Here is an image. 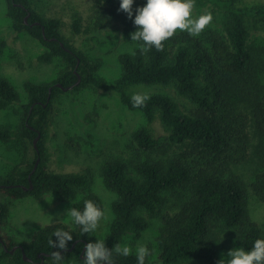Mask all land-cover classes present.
I'll return each instance as SVG.
<instances>
[{"label":"trees","instance_id":"16d2710c","mask_svg":"<svg viewBox=\"0 0 264 264\" xmlns=\"http://www.w3.org/2000/svg\"><path fill=\"white\" fill-rule=\"evenodd\" d=\"M4 1L11 29L27 32L43 46L36 61L47 64L58 58L64 68L50 82L25 81L27 102L22 105L19 126H0L1 143L19 141L24 149L21 161L0 176V198L40 200L54 194L59 200L71 201L83 193L70 207L83 208L84 200L90 199L102 208L99 197L87 192L91 182L88 171H49L44 145L52 104L63 92L56 84L73 86L72 90L91 86L115 93L123 106L145 118V124L130 133L132 154L128 158L109 156L100 165L103 186L115 194L113 219L104 238L107 248L127 234L139 238L152 217L161 222L155 238L161 264H217L227 243L234 242L247 251L255 239L264 238V229L249 216L244 182L232 172L248 156V128L252 125L263 143L250 188L264 203V38L256 44L250 36L252 30L264 34V5L235 7L239 0H204L222 13L220 29L208 27L195 36L177 30L161 50L142 52L138 42H133L131 52L118 56L119 77L108 83L96 77L100 61L89 60L63 37L58 18L41 16L31 0ZM35 21L40 24L31 25ZM110 23L122 24L129 37L135 30L132 19L119 10V0H95L88 16L74 15L70 27L74 34L87 35ZM4 47L1 41L0 59ZM75 72L80 77L77 85ZM156 84L172 87L179 99L153 93L142 106L133 105L130 88ZM19 103V93L0 76V111ZM156 118L167 132L161 140L150 129ZM37 132L41 135L38 151L32 145ZM28 145L33 158L27 154ZM6 218L7 207L0 201V229ZM57 229L72 233L67 249L75 242L71 251L62 250L59 264H83L84 243L95 240L92 232L81 233L73 222L42 226L21 244L0 230L7 248L0 242V264H56L48 241L55 239L52 234ZM15 245L22 246L31 262L24 261L19 248L9 253ZM115 264H136L135 255L115 256ZM145 264H151L148 256Z\"/></svg>","mask_w":264,"mask_h":264},{"label":"rangeland","instance_id":"374dc122","mask_svg":"<svg viewBox=\"0 0 264 264\" xmlns=\"http://www.w3.org/2000/svg\"><path fill=\"white\" fill-rule=\"evenodd\" d=\"M95 0H31L34 10L45 18H58L62 22L61 34L68 39L76 49L81 51L91 61L99 60L100 67L96 77L104 82L112 83L120 75L119 54L131 52L133 42L120 23H110L105 28L91 34H74L70 24L74 15L86 18ZM144 0H134L133 9L142 6ZM264 5V0H239L235 7H250ZM7 5L0 0V42L5 47L0 59V76L7 78L20 96V103L0 111V126L16 129L21 122L22 105L27 102L23 83L50 82L64 68L58 58L44 64L36 61L44 48L31 38L27 32L16 33L11 29V20L6 15ZM211 12L213 19L205 28H221L222 13L215 11L213 6L204 0H194L192 16L197 17ZM133 14H135L133 12ZM204 28V29H205ZM251 40L258 44L264 34L260 30L251 31ZM129 93L149 95L166 93L175 99L172 87L159 85H138L129 89ZM181 101V100H180ZM182 102V101H181ZM48 119L44 145L47 148L48 170L64 174L87 170L91 178L87 192L94 193L102 203L106 218L102 219L98 228L92 232V239H104L113 219L112 202L115 194L106 190L99 174L101 163L109 156L128 158L132 153L130 133L145 124V118L139 111H131L123 106L115 93L96 90L88 87L80 90H66L58 94L52 104ZM151 133L161 140L167 132L159 119L150 124ZM250 148L246 160L233 167L232 172L244 182L246 189V207L253 222L264 229V203L259 201L251 191L250 183L258 162V148L263 139L256 133L252 125L248 128ZM71 144V147L68 146ZM76 149V150H75ZM23 147L19 141L0 142V176L6 175L11 168L21 161ZM27 154L33 158V149L28 145ZM83 193L71 201H62L54 194H46L42 199L31 197L21 200L0 198L7 207V218L1 227V234H6L16 244L29 241L32 234L42 226L54 223L71 225V218L66 210L71 203L80 199ZM160 219L153 218L150 225L140 237L134 239L131 234L123 237L120 244H127L133 249L138 242L145 243L150 249L148 260L151 264H161L157 260L155 238L158 234ZM241 248L234 242L227 243L219 254V259L228 250ZM131 255H135L134 252ZM6 264V263H2ZM63 264H76L66 262Z\"/></svg>","mask_w":264,"mask_h":264},{"label":"clouds","instance_id":"9594fccd","mask_svg":"<svg viewBox=\"0 0 264 264\" xmlns=\"http://www.w3.org/2000/svg\"><path fill=\"white\" fill-rule=\"evenodd\" d=\"M133 3L134 0H119V10L132 19L135 30L129 34L130 42H138L142 52L150 48L161 50L164 41L177 30L198 35L213 19L211 12L193 17L194 0H144V4L135 9ZM148 98L140 93L131 96L134 106H142ZM66 213L79 226L81 233L94 232L101 220L106 218L105 211L90 199L84 200L83 208L69 207ZM52 237L55 239H49L48 243L53 249L56 264H59L63 257L62 250L67 249L73 235L68 230L57 229ZM133 252L136 264H145V258L150 255L149 247L143 242H138L134 249L120 243L109 249L104 239H96L84 245L83 264H115V256L127 257ZM217 264H264V238L255 239L247 251L244 248L228 250Z\"/></svg>","mask_w":264,"mask_h":264},{"label":"water","instance_id":"95a60500","mask_svg":"<svg viewBox=\"0 0 264 264\" xmlns=\"http://www.w3.org/2000/svg\"><path fill=\"white\" fill-rule=\"evenodd\" d=\"M17 5L20 6V7H22V6L19 5V4H17ZM29 16H30V13L27 12L26 16L24 17V22H25L26 24H27V19H28ZM39 24H40V22L35 21V22H33L31 25H39ZM43 30H44V29H43V27H42V31H43ZM77 63H78V59H77ZM75 74L77 75V81H76V83H75L74 85H77V84L80 82V77H79V75H78L76 72H75ZM56 86L59 87V88H61L63 91L70 90V89L73 88V86H69V87H67V88H64V87H62L59 83H57ZM49 91H50V90H49ZM36 134H37V135H36V137L33 139L32 145H33L34 149H35L36 151H38V148H37V146H36V143H37V141L40 139V136H41V135L39 134V132H37ZM38 161H39V159H37V161H36V163H35V165H34L33 170L35 169L36 164H37ZM30 187H31V186H30ZM24 189H25V188H24ZM0 242H1L2 246H3V248H4L5 250H7V248H6V246H5L4 242H3V240L1 239V237H0ZM85 244H86V243H85ZM74 245H75V243H73V244L71 245V247L67 249V251H70V250L74 247ZM17 248H19V249L21 250L24 261L31 262V259L28 258V257H26V256L24 255V253H23V248H22L21 245H15V246H13V247L9 250V253L12 254Z\"/></svg>","mask_w":264,"mask_h":264},{"label":"flooded vegetation","instance_id":"af4514ba","mask_svg":"<svg viewBox=\"0 0 264 264\" xmlns=\"http://www.w3.org/2000/svg\"><path fill=\"white\" fill-rule=\"evenodd\" d=\"M75 243V242H74ZM84 245H85V243H84ZM75 246V245H74ZM67 250V249H66ZM72 250V249H71ZM70 250V251H71ZM82 252H84V246H83V248H82ZM82 257V256H81ZM83 259H84V257H82Z\"/></svg>","mask_w":264,"mask_h":264}]
</instances>
